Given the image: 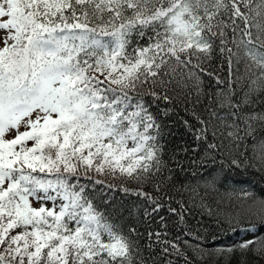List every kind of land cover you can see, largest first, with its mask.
<instances>
[{
    "label": "trees",
    "instance_id": "16d2710c",
    "mask_svg": "<svg viewBox=\"0 0 264 264\" xmlns=\"http://www.w3.org/2000/svg\"><path fill=\"white\" fill-rule=\"evenodd\" d=\"M9 3L0 88L66 79L60 116L0 148L30 175L0 183V264H264V0ZM41 184L64 214L26 204Z\"/></svg>",
    "mask_w": 264,
    "mask_h": 264
},
{
    "label": "rangeland",
    "instance_id": "374dc122",
    "mask_svg": "<svg viewBox=\"0 0 264 264\" xmlns=\"http://www.w3.org/2000/svg\"><path fill=\"white\" fill-rule=\"evenodd\" d=\"M9 8V0H0V55L11 48L16 41L18 26L10 20ZM64 80V75L53 76L43 84L38 92L34 89L29 90L22 98L20 92L5 91L0 88V148L4 149L5 155L12 154V151L6 150L8 147L17 151L22 146L33 124L48 122L58 116L55 103L56 91ZM2 171L6 172H0L3 189L11 191H15L16 187L26 180V174H29L21 168ZM15 197L17 199L18 195ZM25 202L31 209L44 213L61 214L70 206L69 196L54 184L35 186ZM84 220V225L90 224L89 218H84ZM255 231L258 237L260 232L257 227ZM243 237H245L244 240L249 238L246 234ZM239 243H241L240 239Z\"/></svg>",
    "mask_w": 264,
    "mask_h": 264
},
{
    "label": "bare ground",
    "instance_id": "6f19581e",
    "mask_svg": "<svg viewBox=\"0 0 264 264\" xmlns=\"http://www.w3.org/2000/svg\"><path fill=\"white\" fill-rule=\"evenodd\" d=\"M244 244V243H243Z\"/></svg>",
    "mask_w": 264,
    "mask_h": 264
}]
</instances>
